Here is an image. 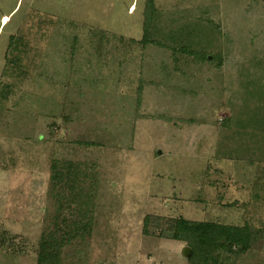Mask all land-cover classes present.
Returning a JSON list of instances; mask_svg holds the SVG:
<instances>
[{"label":"rangeland","instance_id":"1","mask_svg":"<svg viewBox=\"0 0 264 264\" xmlns=\"http://www.w3.org/2000/svg\"><path fill=\"white\" fill-rule=\"evenodd\" d=\"M148 7L0 0V264L55 231L59 264H189L181 219L251 229L219 264H264V0H154L145 42Z\"/></svg>","mask_w":264,"mask_h":264},{"label":"trees","instance_id":"2","mask_svg":"<svg viewBox=\"0 0 264 264\" xmlns=\"http://www.w3.org/2000/svg\"><path fill=\"white\" fill-rule=\"evenodd\" d=\"M148 5L145 42L149 40V26L154 10V0H148ZM65 170H56L53 179L59 182L66 181L67 188L72 191L76 189L75 187L79 181L82 180L84 182L91 178L89 170L80 163L70 164ZM84 193L80 195L83 196ZM86 196L83 199L85 201L81 203V210L86 211L83 213L84 215L91 210L92 200L94 199L91 197L93 196L92 192L87 191ZM86 200L89 201L87 202ZM84 202L86 205H83ZM87 224L85 223L82 227L76 228V233L81 235L88 234L89 227ZM59 233V231H55L49 238H42L38 264H59V251L68 242L67 239H70L73 235L72 232L63 235ZM174 239L179 242H186L191 248L192 255L188 260L189 264H219V256L222 253H235L233 250L237 247L239 248L237 253L247 252L255 241L256 235L251 229L246 227L239 228L214 223H198L181 219L177 225Z\"/></svg>","mask_w":264,"mask_h":264},{"label":"water","instance_id":"3","mask_svg":"<svg viewBox=\"0 0 264 264\" xmlns=\"http://www.w3.org/2000/svg\"><path fill=\"white\" fill-rule=\"evenodd\" d=\"M184 253H187V255H190L191 254V251H189L188 249L184 252ZM186 255V254H185ZM189 257V256H188Z\"/></svg>","mask_w":264,"mask_h":264},{"label":"crops","instance_id":"4","mask_svg":"<svg viewBox=\"0 0 264 264\" xmlns=\"http://www.w3.org/2000/svg\"><path fill=\"white\" fill-rule=\"evenodd\" d=\"M17 7H18V4H17V6H16V9H17Z\"/></svg>","mask_w":264,"mask_h":264}]
</instances>
